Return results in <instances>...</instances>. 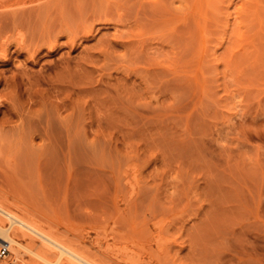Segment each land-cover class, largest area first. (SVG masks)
I'll use <instances>...</instances> for the list:
<instances>
[{
    "label": "rangeland",
    "instance_id": "1",
    "mask_svg": "<svg viewBox=\"0 0 264 264\" xmlns=\"http://www.w3.org/2000/svg\"><path fill=\"white\" fill-rule=\"evenodd\" d=\"M203 1L0 0V192L140 264H264V0Z\"/></svg>",
    "mask_w": 264,
    "mask_h": 264
},
{
    "label": "bare ground",
    "instance_id": "2",
    "mask_svg": "<svg viewBox=\"0 0 264 264\" xmlns=\"http://www.w3.org/2000/svg\"><path fill=\"white\" fill-rule=\"evenodd\" d=\"M198 3L197 13L202 16L198 17L206 19L203 13L205 14V4H208V1L199 0ZM197 23L202 32L203 24L201 26V21ZM48 217L26 203L21 205L11 202L9 193L2 190L0 245L4 246L8 253L0 257V264H12L18 260L24 264H140L136 261L138 258L135 240L125 237L127 233L117 230L119 228L109 227L107 230L103 227V231L102 228L101 232L96 230L95 235L90 238L83 235L82 230L54 223L56 220L51 221V217Z\"/></svg>",
    "mask_w": 264,
    "mask_h": 264
},
{
    "label": "built area",
    "instance_id": "3",
    "mask_svg": "<svg viewBox=\"0 0 264 264\" xmlns=\"http://www.w3.org/2000/svg\"><path fill=\"white\" fill-rule=\"evenodd\" d=\"M6 251L7 249L4 246L0 245V257L3 256L6 253Z\"/></svg>",
    "mask_w": 264,
    "mask_h": 264
}]
</instances>
